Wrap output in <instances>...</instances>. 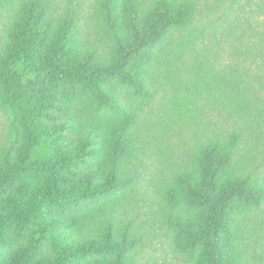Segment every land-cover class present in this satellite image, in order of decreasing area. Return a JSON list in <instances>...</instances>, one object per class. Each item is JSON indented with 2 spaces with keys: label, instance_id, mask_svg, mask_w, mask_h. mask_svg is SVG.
<instances>
[{
  "label": "trees",
  "instance_id": "16d2710c",
  "mask_svg": "<svg viewBox=\"0 0 264 264\" xmlns=\"http://www.w3.org/2000/svg\"><path fill=\"white\" fill-rule=\"evenodd\" d=\"M225 1L157 0L142 13L133 0H100L111 44L105 55L82 40L76 11L55 12L56 0H0V110L14 139L0 142V264H142L143 237L130 223L119 233L121 219L114 211L80 238L57 219L59 208L128 188L123 173L126 161L139 156L131 133L141 110L126 105L119 92L107 91L115 80L141 102L155 97L149 90L154 82L169 105L166 119L189 106L187 117L200 131L194 165L178 174L161 200L165 234L175 252L188 264H246L238 226L264 212V158L258 163L264 155V23L256 20L264 17V0H250L252 14L234 22L224 17ZM214 10H220L216 19L229 21L226 44L244 59L235 67L218 58L206 66L198 61L189 70L196 81L190 84L179 74L183 48L198 34L215 32L208 33ZM178 33H189L185 45ZM173 36L159 58L160 47ZM63 85L85 87L102 113H110L115 123L108 136L103 125L78 120L77 100L61 94ZM181 89L203 92L222 124L214 129L207 116L197 120ZM71 128L79 132L76 140L61 141ZM99 156L111 166L105 181L97 182L92 172L85 184L61 185L60 173ZM6 168L12 174L7 180ZM49 168L55 176L41 187L34 178Z\"/></svg>",
  "mask_w": 264,
  "mask_h": 264
},
{
  "label": "rangeland",
  "instance_id": "374dc122",
  "mask_svg": "<svg viewBox=\"0 0 264 264\" xmlns=\"http://www.w3.org/2000/svg\"><path fill=\"white\" fill-rule=\"evenodd\" d=\"M100 0H56L53 3L55 12L60 16L66 13L76 11L79 16L81 25V38L86 45L92 48H99L101 52L107 53L111 44L107 43L103 27L105 26L100 17ZM124 1V0H120ZM136 2L142 13L147 12L157 0H133ZM176 2L177 0H170ZM198 3L205 4L206 0H197ZM198 5H202V4ZM250 0H226L221 10L225 11L224 17L231 22L236 18L246 20L252 14L250 9ZM208 33L215 30L209 36L198 34L193 44L183 48V54L179 63V74L185 78L190 84L196 82L193 74L198 61L206 66V63L214 62L218 58L222 65H232L235 67L238 62L243 61L244 57L237 56L233 50L226 44L224 36L229 30V21L222 22L216 19L220 15V10L212 11ZM59 16V17H60ZM215 19V21H213ZM259 25L264 23V17L256 19ZM214 22V23H212ZM198 33V32H197ZM183 33L178 39L180 44H186L187 35ZM196 34V33H194ZM176 35V34H175ZM192 36V34H191ZM175 36L168 39L165 45L159 49V58L162 54H166V49L170 48V42ZM181 38V39H179ZM104 41V42H103ZM108 45V46H107ZM212 45V46H211ZM217 45V46H216ZM192 47L196 53L192 52ZM163 50V53H162ZM212 52V54H209ZM199 59V60H197ZM193 72L192 74L189 70ZM162 71V68H161ZM150 74L154 73V69H149ZM155 87V89H154ZM107 91L119 92L121 99L126 105L132 104L139 108L140 116L139 125L132 131L131 136L134 143L140 148L137 159H128L127 170L124 171L123 177L129 179L128 188H121L118 194L114 196L103 195L101 197H92L71 203L65 208H59L58 218L64 224L61 228L70 229L75 236L86 237L92 230L100 227L106 219L109 218L111 212H115V216L120 218L118 224V232L123 233L127 224H132L138 229L140 237H143L145 254L142 258V264H188L184 257L175 252L173 242L167 237V231L164 225V210L161 206V200L166 191L172 186L174 179L181 172L191 168L194 165L197 156V138L196 133L199 130H193L190 123V117L186 114L189 106L183 108L172 117L171 120L166 119L164 115V107H169L167 103L162 101L163 89H156L154 82L149 83L150 92H156L155 97L151 101H138L133 98L131 91L126 90L119 84V81L107 83ZM170 90V89H169ZM172 90V89H171ZM186 94V100L197 111L196 119H201L202 115L209 118L212 127L216 129L215 124H222L220 120V111H217L212 100L205 99L203 92L194 91V89H181ZM212 90V89H210ZM215 92V89L212 90ZM171 93V92H170ZM61 94H68L77 100V118L86 126L103 125L104 132L108 136L113 129L115 120H112L110 113H102L95 101L92 99L89 91L85 87H71L63 85ZM66 96V95H65ZM170 96V94H169ZM191 99V100H190ZM188 103V105H190ZM209 104H211L209 106ZM192 106L190 109H192ZM168 113V112H167ZM59 118L65 117L60 112ZM9 121L7 116L0 110V142L5 137L7 143L14 141L7 134L9 131ZM78 131L75 128L65 132V137L61 141L65 143H73L76 140ZM7 134V135H6ZM76 142V141H75ZM21 147L20 142H16V150ZM264 155L258 156V163L261 162ZM16 159V157H14ZM102 156L97 158L89 157L85 163H80L71 167V170L60 173L61 185L85 184L88 175L92 172L97 173L96 181L103 182L109 175V164L104 165ZM5 180L11 177V169L6 168ZM264 170L263 168H260ZM39 180L35 177L39 185L46 186L52 182L55 176L53 169H39ZM264 211V209H263ZM123 222V223H122ZM131 225V227H132ZM241 235L240 251L246 264H264V212L251 216L249 219H243L238 226ZM133 234V233H132ZM130 236V235H129ZM142 247L140 244L139 247ZM50 251L47 246V252Z\"/></svg>",
  "mask_w": 264,
  "mask_h": 264
}]
</instances>
